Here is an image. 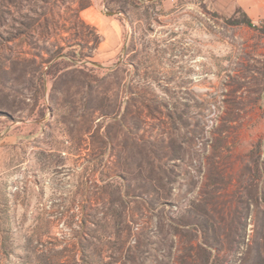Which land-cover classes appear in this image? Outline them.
Returning <instances> with one entry per match:
<instances>
[{
  "label": "rangeland",
  "instance_id": "1",
  "mask_svg": "<svg viewBox=\"0 0 264 264\" xmlns=\"http://www.w3.org/2000/svg\"><path fill=\"white\" fill-rule=\"evenodd\" d=\"M239 2L0 0V264H264Z\"/></svg>",
  "mask_w": 264,
  "mask_h": 264
},
{
  "label": "crops",
  "instance_id": "2",
  "mask_svg": "<svg viewBox=\"0 0 264 264\" xmlns=\"http://www.w3.org/2000/svg\"><path fill=\"white\" fill-rule=\"evenodd\" d=\"M248 1L253 3V5L258 6V10H259V11H253L250 14H252V15H254V14H256V15H258V14L264 15V0H248ZM248 1L240 0L238 6L244 8V9L248 8V6L250 4Z\"/></svg>",
  "mask_w": 264,
  "mask_h": 264
},
{
  "label": "trees",
  "instance_id": "3",
  "mask_svg": "<svg viewBox=\"0 0 264 264\" xmlns=\"http://www.w3.org/2000/svg\"><path fill=\"white\" fill-rule=\"evenodd\" d=\"M245 23H247L248 25H252V22L249 19H246Z\"/></svg>",
  "mask_w": 264,
  "mask_h": 264
}]
</instances>
